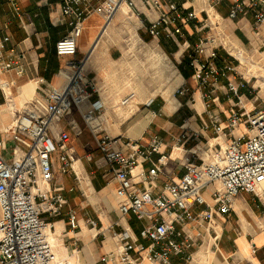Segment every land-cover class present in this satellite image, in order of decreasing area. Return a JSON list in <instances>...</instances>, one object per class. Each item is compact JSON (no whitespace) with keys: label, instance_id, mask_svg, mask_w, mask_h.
Returning <instances> with one entry per match:
<instances>
[{"label":"built area","instance_id":"built-area-1","mask_svg":"<svg viewBox=\"0 0 264 264\" xmlns=\"http://www.w3.org/2000/svg\"><path fill=\"white\" fill-rule=\"evenodd\" d=\"M7 1L14 13L22 16L19 0ZM137 1L144 11L138 8ZM226 1L102 0L93 4V0H58L69 26L67 34L55 46L57 55L69 57L66 84L51 88L45 103L34 101L40 107L36 112L17 117L14 132L22 131L30 140L25 153L6 158L5 143L0 140V264H74L70 259H60L55 249L54 220L62 214L68 200L60 189L53 187V181L57 151H61L62 170L74 171L80 182L74 168L78 158L69 148L70 134L61 131L54 138L51 128L69 108H80L96 91L85 72L88 57L76 56L87 20L92 14L101 15L105 30L122 5L129 9L126 17H135L138 29L154 41L171 39L183 47L187 67L192 71L210 117L204 132L211 135L200 141L199 132L192 135L182 132L173 149L181 151L185 143H196L183 150L186 151L181 158L184 172L170 177L159 188L158 177L171 155L161 136L155 134L147 145L132 139L123 141L98 132L95 107L83 111L90 129L97 134L98 149L107 169L117 182L120 215H134L147 222L140 231V237L147 244L123 240L116 258L118 263L137 264L143 258L174 264V256L190 263L205 236H212L214 249L218 247L220 234L214 222L234 210L239 194L250 193L264 200V105L249 108L245 103L246 96L257 94L259 86L254 80L258 77L254 71L258 62L251 53L252 47L239 42L226 25L227 19L251 16L253 29L260 33L264 24V0H228L227 18L220 13ZM263 46L264 41L256 51L264 58ZM14 52L12 49L11 55ZM0 67L14 69L19 74L24 72L22 62L7 59L3 50H0ZM10 86L0 80L2 90ZM219 90L233 102L225 114L217 110ZM192 91L187 85L176 89L177 94ZM136 96L135 91L131 92L122 104L131 103ZM194 101L192 98L191 102ZM153 115L159 114L154 111ZM184 123H188L187 118ZM88 159L93 160V156L89 155ZM138 167L141 170L136 172ZM69 224L72 229L79 227L75 212H69ZM90 224L93 228L98 226L97 220L91 219ZM117 226L114 223L106 230L112 234ZM103 261L108 264V257Z\"/></svg>","mask_w":264,"mask_h":264},{"label":"crops","instance_id":"crops-1","mask_svg":"<svg viewBox=\"0 0 264 264\" xmlns=\"http://www.w3.org/2000/svg\"><path fill=\"white\" fill-rule=\"evenodd\" d=\"M101 1L93 0V4ZM19 3L23 10L22 16L14 13L7 0H0V50H3L7 59H17L24 65L22 74L14 69L2 70L0 67V80L11 84L8 90L0 88V140L5 143L4 155L8 159L22 155L30 146L25 133L14 132L17 117L36 112L40 107L34 101L45 103L46 93L51 88H62L66 84V62L69 59L68 56L57 55L55 49L57 41L69 30L58 0H19ZM137 6L144 11L139 1ZM126 16L119 12L105 30L101 15L92 14L87 20L78 40L76 56L88 57L85 72L95 84L96 91L80 108H69L51 128L54 138L61 131L70 134L69 148L78 158L74 168L80 182L74 171L62 170L61 151H57L53 181V187L60 189L68 200L62 214L54 220L55 229L52 234L55 249L60 259H70L74 264H105L103 258L106 256L108 264H119L116 258L123 240L147 244L140 237L146 220L134 215H120L116 197L117 182L107 169V163L98 149L97 134L87 124L84 110L96 108L100 127L98 132L102 134L108 133L123 141L137 140L143 145H147L155 134L161 136L167 153L171 155L158 177L159 188L170 177L184 172L181 158L186 151L183 150L196 143H185L181 151L173 149L182 132L188 131L190 135L199 132L200 141L204 140V136L211 135L204 132L210 117L206 113L192 71L187 67L183 47L171 39L154 41L144 30L138 29L135 17L128 19ZM252 23L251 16L226 20L227 27L240 29V33H234L239 42L252 47L251 53H254L258 62L255 74L262 78L264 58L256 49L264 41V24L260 27V33H257ZM62 26L65 29L61 30ZM12 49L15 50L13 55ZM114 50L116 54H113ZM105 61L107 65L104 67L110 70V76L102 75V62ZM153 65L156 66L153 71L158 68L160 72L163 69L162 72H166L168 79L172 80L171 85L174 82L173 97H167L165 93L155 95L156 92L150 89L139 91L136 83L128 77L133 67L137 66L146 73L147 68ZM119 66L126 69L128 76H114ZM258 80L254 82H260ZM184 85L190 86L193 91L177 94L176 89ZM133 91L137 93L136 98L127 105L122 104ZM192 98L194 102H191ZM232 103L223 90L217 92L218 111L225 114ZM245 103L249 108L264 105V86L257 90L255 96H246ZM154 111L159 115L154 117ZM186 118L188 123H184ZM89 155L93 156V160L88 159ZM140 170L141 167H138L136 172ZM159 188L155 191L158 192ZM69 212L77 215L79 227L76 229H72L69 224ZM91 219L97 220V227H92ZM114 223H118V226L111 234L106 229ZM214 225L220 234L216 249L212 236H205L204 241L194 250L195 255L190 263L180 256H174V264H264V205L252 194H239L234 210L225 217L219 216ZM199 229L204 230L203 227ZM137 264L161 263L140 258Z\"/></svg>","mask_w":264,"mask_h":264},{"label":"rangeland","instance_id":"rangeland-1","mask_svg":"<svg viewBox=\"0 0 264 264\" xmlns=\"http://www.w3.org/2000/svg\"><path fill=\"white\" fill-rule=\"evenodd\" d=\"M226 2L227 3L224 4L223 7H221L222 8V11H220V13L227 18L228 17V11H226L225 8H228V6L230 5V3H228V0ZM121 28H125V27L124 26H121ZM60 29L61 30L62 29H65V27L62 26V27H60ZM228 30H229L230 34H234L235 32L236 33L237 32L240 33V31H239L240 29H236V27H234V26L228 27ZM234 36H235V34H234ZM245 45H247V44H245ZM113 54H116L115 50L113 51ZM151 62L153 64V60H151ZM102 63H104L103 67L101 68L102 75L103 76L104 75H109V76L112 75L111 72H110V70L108 68L104 67L105 65H107L106 61L105 62H102ZM155 68H156V66L153 65V66L150 67V69L147 68V71L145 73L143 70H141V68H139V67L136 66V67H133V68H131L129 70L130 75L128 76L125 73V70L126 69L123 70L119 66L118 67L119 71H118V69H117V71L115 70L114 76H125V77L128 76V77H130V79H132L134 81V83H136V85L139 87V91L140 90L145 91L146 89H150V90H152V92H154V91L156 92L155 95H157V94H162L163 95L165 92H168L169 96L170 97L171 96L173 97L174 96V90H175L174 84H173L174 82L171 85L172 80H169L168 79L166 72L163 73L164 72L163 69L160 72H158L159 71L158 68L153 71V69H155ZM106 72H107V74H106ZM258 79H260V80H258L260 82L257 83V85L259 86L257 90H259L260 88H262V86H264V79H263V77L262 78H258ZM144 93L146 95H148V96L150 95V93H146V92H144ZM78 119L80 120V118H78ZM256 199L259 200L260 202H262V204L264 205V200H260L258 198H256Z\"/></svg>","mask_w":264,"mask_h":264},{"label":"bare ground","instance_id":"bare-ground-1","mask_svg":"<svg viewBox=\"0 0 264 264\" xmlns=\"http://www.w3.org/2000/svg\"><path fill=\"white\" fill-rule=\"evenodd\" d=\"M121 8H122L121 11H120L121 13H124V14H125V13H128V10H129V9H128V7H126V5H122ZM176 73H178V72H176ZM165 94H166L167 97H169L168 92H165Z\"/></svg>","mask_w":264,"mask_h":264}]
</instances>
